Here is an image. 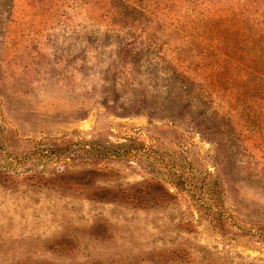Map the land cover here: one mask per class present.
I'll list each match as a JSON object with an SVG mask.
<instances>
[{"label":"rangeland","instance_id":"rangeland-1","mask_svg":"<svg viewBox=\"0 0 264 264\" xmlns=\"http://www.w3.org/2000/svg\"><path fill=\"white\" fill-rule=\"evenodd\" d=\"M63 135L147 152L0 153V264H264V0H0V151Z\"/></svg>","mask_w":264,"mask_h":264},{"label":"trees","instance_id":"trees-1","mask_svg":"<svg viewBox=\"0 0 264 264\" xmlns=\"http://www.w3.org/2000/svg\"><path fill=\"white\" fill-rule=\"evenodd\" d=\"M130 141L119 144H102L99 141L85 138L74 140L71 135L48 136L33 143L31 156L28 155L27 150L15 154L14 150L8 146L1 148L0 153L6 155L8 167H12L19 156H24L22 167L26 166L27 161H31L29 167L34 168L46 167L50 163L58 162H63L65 165L71 163L78 166L96 165L99 161L107 158H124L138 154L144 155L147 152L142 144L134 143L133 139ZM17 166L15 164L13 167L16 168Z\"/></svg>","mask_w":264,"mask_h":264}]
</instances>
